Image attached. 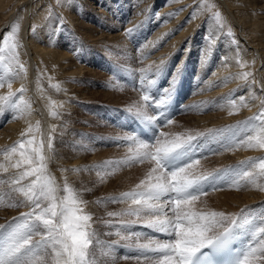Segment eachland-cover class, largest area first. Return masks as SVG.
<instances>
[{"label":"bare ground","instance_id":"1","mask_svg":"<svg viewBox=\"0 0 264 264\" xmlns=\"http://www.w3.org/2000/svg\"><path fill=\"white\" fill-rule=\"evenodd\" d=\"M33 1L36 0H0V20L12 10H19L12 24V28L17 26L18 29L13 35L14 38L10 39L9 34H6L0 41V98L8 97L9 92L12 93L8 100L0 99V126L6 121L0 129L1 174L7 173L14 180L13 182L20 180L17 174H12V169L20 170L27 164H22L20 168L12 165L21 159L19 144L23 142L24 150L27 152H31L33 148L41 149V154L46 161L45 169L48 178L52 181L51 186L55 189V194L62 189L61 195L57 196L58 200L67 195L64 190L66 187L75 193L74 184L77 185V179L72 167L76 163L74 159L77 156L75 157L74 150L57 152L61 148L58 143H56V148L47 147V130H51L49 133L51 140L58 126H55V121L49 122L46 119L43 107L41 111L42 102L46 101L49 109L64 106L69 110V105L72 104L69 103L70 99L73 98L76 101L95 96L96 93L89 91L85 86L87 85L85 83L89 82L88 76L84 86L73 77H84L87 70L82 65H76L72 59L66 58L74 57L84 62L88 57L89 47L91 49L97 47L95 52L89 53L92 56L97 53L114 56L122 50L129 55L127 44L130 42L126 40L125 35H127L134 41V44L141 42L140 45L138 43V49L135 50L132 46V50L137 55V59L146 60L144 67L149 63L156 65V70L151 75L153 84L166 75V68L173 62L175 63L178 56L180 57L178 58L179 63L183 62V69L186 72L182 77L186 78L187 74L191 73L193 63L187 60L193 56L190 48H195L196 45L201 47L199 48V65L201 64V68L203 65L204 71L207 70L206 73L210 71L211 74L208 80L203 82L205 86L199 89L195 87L194 94L191 95L194 101H197L194 108L200 107L197 108L199 114L194 113V116L191 114V118H188L191 120L189 123H181L180 133L176 137L179 136L182 139L183 136L196 132L199 135L202 132H206V135L216 133L221 137L220 133H223L225 128L228 132L231 128V134L229 133L224 141L227 144L232 142L234 146H231L232 148L229 146L225 152L220 149L221 151L217 152L218 162L216 164L213 163L214 157L202 159L204 162L200 170L209 173L210 170L222 168L224 165L227 166L237 161L245 162L244 159H247L252 165V185L256 187L258 181L257 187L249 189L247 193L257 191L264 195V169L260 167L261 162H264V148L256 146L258 141L264 140V15H262L264 3L240 0L238 8L243 11L236 12L237 6L234 4L236 0H215L217 13H219L217 19V13L214 16L207 15V9L213 0H105L104 4L101 0H81L82 4L77 0H39L36 3ZM40 5L44 6L40 7ZM10 6L12 8L8 10ZM28 9L31 14L25 15ZM113 10L115 14L112 16L110 12ZM127 14L128 19L123 26L125 34L119 31L111 36L110 29L115 27ZM24 16L28 18L32 16V22L31 18L28 19L26 21L28 27L24 25L22 29L20 23ZM61 16L66 22L60 19ZM217 20H222V24ZM62 21L67 24L64 28H62ZM122 23L125 22L122 20ZM190 27L195 30L202 27L203 30L200 31L202 35L200 32L190 31ZM236 27L239 28V32ZM245 28L248 29L246 34ZM22 39H26L30 62H27L25 48L22 47V43L20 44ZM60 39L67 43L68 49L59 45ZM14 43L18 44L20 57L26 60L25 62L12 60L17 57V53L14 52ZM103 43L104 47H102ZM74 47L76 49L72 52L71 49ZM181 48L188 56L181 55L179 51ZM214 56L217 59H214ZM91 64L96 65L93 58ZM28 66L32 70L30 74L34 79L36 78L35 70H39L48 84L46 87L41 81L31 86V77H27ZM144 72L145 70H143L142 77L147 78L149 74ZM51 73L60 81L53 82L54 76L51 77ZM245 73H251V75L245 78ZM79 74L83 75L78 76ZM91 75L95 76V73ZM67 77H70L68 81L65 80ZM171 82L169 81L167 85ZM216 82L217 84L214 85L213 83ZM20 83L22 84L19 86ZM210 85L212 88L215 87L213 91H210ZM17 86L19 87L16 88ZM167 92L169 95L173 93L171 89L166 91V95ZM208 93L213 99L210 111L207 112L209 106L201 102L205 101L203 100L204 95ZM39 94H43L45 100L35 101ZM200 95L201 97H198ZM138 106L144 108L142 103H138ZM52 115L55 118V114ZM64 121L62 118L61 123L64 124ZM233 122L236 124L227 126ZM167 138V136H162V141L170 140ZM28 140H32L33 143L28 145ZM130 141L134 145V143L137 144L138 139ZM43 145L46 147L44 150ZM13 147L17 148L16 153H11ZM6 156L9 157L6 160L1 158ZM140 167L144 168L142 165ZM191 171L193 168L188 170L189 173ZM19 183L21 185L17 193L25 196L26 189H24L22 180ZM83 195L88 197V193L78 194L80 201ZM232 201L237 205L228 212L231 217L239 212L243 203L248 202L246 199H239V196L233 198ZM80 206L82 209L83 206L85 207L83 203ZM12 210L1 209L0 225L17 211ZM89 224L91 226L92 223L89 222Z\"/></svg>","mask_w":264,"mask_h":264},{"label":"rangeland","instance_id":"2","mask_svg":"<svg viewBox=\"0 0 264 264\" xmlns=\"http://www.w3.org/2000/svg\"><path fill=\"white\" fill-rule=\"evenodd\" d=\"M37 1L39 0L33 2L36 3ZM77 1L81 2V0H77ZM101 1L102 4L105 3V0H101ZM240 2H241L240 0H236L234 2V4L237 6L235 9L236 12L243 11L238 8ZM254 2L264 3L263 0L261 1L254 0ZM213 3L214 5H212ZM215 4H216L215 0H213V2L210 4L209 9H207V15H211V16L216 15L217 7ZM91 5L93 6V4ZM43 6L44 5H40V7ZM11 8L12 7L10 6L8 10H10ZM210 9L211 11H209ZM18 11H19L18 9L12 10L10 14L8 13L7 16L5 15L4 17H1L2 21L0 20V27H1L0 41L2 36L6 34H9L10 39L14 38L13 35L16 33L14 34L11 33L12 31L10 32V28H12L13 19H15V15L17 14ZM30 12H31L30 9H28L25 12V15L31 14ZM110 14L113 16L115 14V11L113 10V12H110ZM262 15H264V11L262 12ZM30 18L32 22V16H30L29 18L25 16L23 17V20L20 23L22 29H24V25L26 26V28L28 27L26 21L28 19L30 20ZM60 19L65 21V18L64 17L62 18V16ZM127 19H128V14L120 20V22L118 23L119 25L117 24L115 27L110 29L109 34L111 36L116 35L119 31L125 34L124 31L125 29L123 28V26L126 24ZM122 20L125 23H122ZM63 21H62V28L67 26V24L65 23L66 21L65 22ZM217 21L222 24V20H217ZM189 30L200 32L203 29L201 27V29L195 30L192 27H190ZM236 30L239 32V28H237ZM244 31L245 34L248 33L247 28H245ZM125 37L127 38L126 40L128 42L132 43V44L130 43L127 44L128 51L130 52L129 55H127V52L125 50H122L114 56L112 55L104 56L101 53H97L94 56H92L89 53L95 52L97 50V47L96 48L93 47L92 49L91 47H89L87 50L88 57L85 59L84 62L80 59L77 58L75 59L74 57L66 58V59H72L74 63L76 62V65L78 66L82 65V67H84L85 70H87L86 75L85 74L78 75V76L83 75L84 77H79V78L76 76L73 77L77 80L78 83L84 86L85 79L88 76L89 82L85 83L88 86L87 85L85 86L88 87L89 91L95 92L96 93L95 96L89 97V99H81L76 101H74L73 98L70 99L69 103L72 104L69 105V110H67L68 107H64V106L61 107L55 106L49 109L48 108L49 105H46L45 103L46 101H43L41 106V111H42V107L45 109L46 119L49 120V122L55 121L56 122L55 126H58L56 127V132L52 134L51 140L49 139L50 137L49 133H51V130L50 129L47 130V136H48L47 147H51L52 149L56 148V143H58L61 146V148L57 151L59 153L69 152L74 150L75 157L77 156L74 159L76 163L72 167L73 170L75 171V175H76L75 177L77 179V185L74 184V189H76L75 193L77 195L83 194V192L88 193V197L83 195L82 201H83V205H85V207L83 206V210H84L83 212L84 213L88 212L86 214L91 215V217L93 216L91 221L89 222L92 223L90 226V231L94 233V236H93V242L88 250L87 264H152V260L150 259V257H148L147 259L145 257L144 258L121 257L120 254L117 253V247L118 246L135 247L137 245L148 242V237L145 234H141L142 235L141 237L139 234L133 233V231L129 232L126 230V228L129 226L130 223L148 224L150 220L156 219L157 218L156 216L165 217V214L163 215L162 212H161L162 214L159 215V212L150 211L147 208H141V205L132 204L131 202L132 198L126 197L124 195L126 193L140 191L141 189H138L137 185H139L141 181L147 180V177H149V173H151L152 169L155 168L154 165L149 160H144L143 162H141L140 158L136 156L137 144L134 143L133 145V143H131L130 140L137 141V139L133 137L130 133L126 132L125 130L126 127L124 125V120L127 117L126 113L128 112H130L129 114H131V112L139 113L141 110L143 112H146L145 106L144 108L138 106V103H142L141 100L142 95L147 94L151 96L152 91H154L153 87L157 86L158 83L162 82L165 78V76L163 78L161 77L160 79H158V81H156L153 84L151 75L156 70V65H151L149 63L146 67H144V65L146 64L145 63L146 60L137 59L138 58L137 55L134 54L132 50V46L135 47V50L138 49V46L141 44V42L138 41L139 45L138 43L134 44V41L131 40L129 36L125 35ZM250 40L252 42L253 38ZM21 43L23 44L22 47L24 46L23 48H25L24 51L26 54V58L28 60L27 62H30L29 56L27 55L26 39H22L20 44ZM14 44H15L14 52L15 54L17 53L16 55L17 57H15L16 59L13 58L12 60L13 61L15 60L14 62L16 61L23 62L24 60L21 59L19 53L20 50L17 47L18 44L16 43ZM59 45H61L63 48H67V49L69 48L67 46V43L65 41H62L61 39ZM104 46L105 44L103 43L102 47ZM199 48H201L199 45H196L195 48H190L192 50L193 56L187 58L188 61H192L193 63L191 64V69H190L191 73L189 75V77L192 80L188 79L187 80L188 82L186 83L191 86L194 83L196 84V85L194 84L195 86H193L194 89H193V93L192 94L190 93L191 95L194 94L195 87H197L196 89H199L205 86L203 82L205 80L207 81L209 75L211 74L210 71H208V73H206L207 70L206 72L204 71L205 67L203 65L202 68L200 66L201 64L199 65ZM75 49H76L75 47L71 49L72 52ZM179 51L181 52L182 56L183 55L188 56L187 53H183L184 49L181 48ZM92 58L96 62L95 66L91 64ZM178 58L180 57L178 56L176 58L177 61L175 63L173 62L172 65H169L166 68L167 72L171 66H174L171 68L172 71L175 68L183 69L184 64L183 62L179 63L180 59ZM214 59L217 58L215 57ZM24 68L25 66L23 67V70ZM28 68H29L28 71L29 73H27L28 75L27 77H31L30 80V83L32 82L31 86L33 85V83L36 82H38L39 84V81L43 82L44 87L48 85L44 77L41 76V73L39 72L38 69L35 70L36 78L34 79V77H32V75L30 74V71L32 70H30L29 66ZM117 69L123 72L121 80H124L125 82L121 81L118 78ZM135 70H138L136 72L138 74V77H135L136 74ZM143 70H145L144 73L149 74V76L146 78L145 81L142 82L141 79L143 78L142 77ZM92 73H95V76H92L91 75ZM50 76L52 77L54 75L51 73ZM69 78L70 77H67L65 80L68 81ZM53 80H54L53 82L60 81L55 76L53 77ZM135 81H137V83H135ZM48 83L50 82L48 81ZM21 84L22 83H20L19 86ZM213 84L215 85L217 84V82ZM19 86H17L16 88H18ZM214 88H212V86L210 85V91H213ZM137 90L141 92V95L135 92ZM166 91H165V95H166ZM18 94H20V92H18ZM191 95L188 97V99H186L185 102L187 103L183 108L184 111L187 110L188 112L177 116L171 121V123L168 122L160 132V133H164L165 134L164 136H167L170 140L174 139L176 135L180 133L181 123H189L191 121L188 119L191 118V114L193 116L195 115L194 113L199 114L198 109L200 107L198 106L197 107L198 109L194 108V104H197V101H194V98ZM43 96H44L43 94H39L38 98H36L35 101H37L38 99L45 100L44 99L45 96L44 97ZM198 97H201V95ZM204 97L205 98L203 100L205 101L201 103L202 104L205 103L207 107L209 106L207 108L208 109L207 112H208L210 111L209 108H211V100L213 99V97L209 93L207 95H204ZM117 108H121L118 110V112L120 111L123 112L121 114L120 113L117 114L116 112L115 117H117L118 120H114V122H112L113 124H111L110 121L106 119V117L107 115L111 116L117 110ZM127 110L129 111L127 112ZM67 111L69 112L66 114ZM52 114H55V118L52 117L53 116ZM58 116H60V118H58ZM62 118L65 120L64 124L61 123ZM5 122L1 123L0 129H2L3 124H5ZM173 122L176 123L172 124ZM233 124H236V122L228 124L227 126L230 127ZM205 133L206 132H202L200 135H206ZM229 133L231 134V128L229 132L227 128H225L223 130V133H220L221 137H219L218 134L216 133L207 134L210 135V138L213 143H215V141H217L218 138L222 141L221 145L218 148L216 146L215 148H213L214 151L213 153L206 156V157H214L215 158L213 160L214 164L218 162L217 152L221 150H224L225 152L229 148V146L230 148L234 146V145L232 146V142L230 144H227L226 141H224V139L226 140V137ZM159 134L157 135L156 139H160L162 141V136H160ZM42 148L44 150V148L46 147H44L43 145ZM80 156L82 158H80ZM1 158H3V160H6L5 157H1ZM198 159H199V163L194 164L193 171H191L192 174L191 172L189 173L190 176H194L196 174H197L196 176H198L202 173H205L204 170H200L201 164L204 162V160H202L201 157H199ZM244 160L246 163L242 161L240 162L237 161L233 164H230V165L237 164L247 168L244 172L240 173L239 175H234V177L232 178L231 187H227L226 189H222L220 191H213L200 196V199L195 201L194 204L192 205V210L203 213H208V212L223 213L225 216L231 217L228 215V212L237 205L236 202L232 201V199L236 198L237 196H239V199L248 200V202L242 204L239 211L244 210L246 206L249 205L250 203L263 202L264 195H261L259 192H258L259 194L257 193V191H255L254 193H247L249 189H255L257 187L258 181L256 187H254L252 185L253 177H251L252 165L248 163L247 159ZM43 164H44L43 175L44 177L48 178L49 176L45 169L46 161H43ZM141 165L142 167L144 166V168H141L140 167ZM222 167H226V166L224 165ZM28 168L29 166L27 165L24 168H21L20 170L12 169L13 170L12 174L13 175L17 174V177L20 178L21 173L25 170H28ZM245 173H248V175H245ZM144 174L145 176H143ZM152 174L154 177L155 175L159 174V171H157V173H152ZM230 175L231 174L229 173L228 174L229 178H231ZM34 180H35L34 176L23 179L22 184L24 186V189L27 190L29 184H31ZM13 181L14 180L10 177V175H7V173L6 174L0 173V207H1L0 211L2 208H5L7 210L14 209L12 211L17 210L16 213L22 211H25L26 213L32 212L33 205L31 201H29L26 196L22 195V193L21 194L17 193L19 190V185L21 184L19 182H13ZM78 187L81 188L78 189ZM38 188L39 187H37L36 189L37 192L39 191ZM61 190L62 189H60L58 193H56V196H58V194L61 195ZM158 203L160 204L161 209L165 205L162 197L160 198V201ZM46 206H47V202L46 201L42 202V207H46ZM137 209H140L139 215L129 214L130 212H133ZM36 211L38 212L39 209ZM110 212L118 213L119 215L109 216L108 213ZM166 217H169V215H167ZM33 221H34V217L32 218V221H29V223ZM23 222H24V218L20 217L15 223L18 224ZM227 222L228 221H225L224 224L226 225ZM122 228L123 230H121ZM129 228H131V226H129ZM39 231L43 233L44 229L41 227L39 228ZM40 239H41L40 235H34L33 244H35L36 241ZM47 251L50 253L51 249L49 248ZM154 254L156 253L154 252ZM36 255L40 256L42 255V253L37 252ZM42 261L43 264H52L51 258L48 255H43ZM252 264H264V258L253 260Z\"/></svg>","mask_w":264,"mask_h":264},{"label":"snow or ice","instance_id":"3","mask_svg":"<svg viewBox=\"0 0 264 264\" xmlns=\"http://www.w3.org/2000/svg\"><path fill=\"white\" fill-rule=\"evenodd\" d=\"M218 18L219 13H217ZM17 30V26H13L12 33ZM249 75L251 73L244 74L245 78ZM11 96L12 93L9 92L8 97L0 99L8 100ZM142 99L147 102L150 97L145 94ZM139 115L149 122L153 119L145 116L142 110ZM192 139L191 136L187 140H182L179 136L172 140L156 139L154 145L150 142H136V156L141 162L154 161L155 168L149 173L147 180L137 185L140 191L124 195L132 198V204L159 212L162 211L158 203L160 198L169 193L173 194L166 202L170 205L172 215L166 219L157 216L146 225L170 238L150 239L138 247L159 254L150 258L152 264H252L253 260L264 258V240H260L256 246L248 241L238 248L231 247L233 241L240 235L233 232V228L239 227L236 218L227 217L223 213L192 210L194 202L199 200L201 195L206 194L202 182L207 180L206 176L193 178L188 172L194 164L199 163V159L194 162L188 161L183 166L178 163L190 155L191 149L185 146ZM32 143V140L27 141L28 145ZM256 146L264 148V140L258 141ZM19 148L21 159L12 166L15 168H20L22 164L29 166L28 170L21 173L20 180L35 177L24 192L33 205V211L22 214L23 223H18L15 227L9 225V230L0 232V264H43V255L50 256L52 264H87L88 250L94 236L90 231L91 215L83 212L80 206L83 202L67 187L64 189L67 195L57 199L55 189L51 186V179L43 175L44 156L41 154V149L33 148L31 152H27L24 150L23 142L19 144ZM151 148L155 150L152 151ZM16 152L17 148L13 147L11 153ZM260 167L264 169V162H261ZM158 170L159 174L153 177L152 173ZM219 178L222 179L223 176ZM210 183L215 190V180ZM37 187H39L38 192ZM45 201L47 206L42 207V202ZM139 212L140 209H137L129 214L139 215ZM108 215L119 214L110 212ZM33 217L34 221L29 223ZM225 221H228L227 226L224 224ZM41 227L44 229L43 233L39 231ZM0 228L4 226L0 225ZM254 229L264 233V226L253 225L246 230V234L253 232ZM34 235L41 236L35 244H33ZM49 248L50 253L47 251ZM37 252L42 255H36Z\"/></svg>","mask_w":264,"mask_h":264}]
</instances>
